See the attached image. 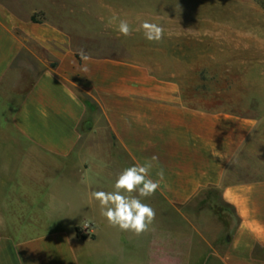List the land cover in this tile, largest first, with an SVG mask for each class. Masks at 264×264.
<instances>
[{"label":"crops","instance_id":"crops-1","mask_svg":"<svg viewBox=\"0 0 264 264\" xmlns=\"http://www.w3.org/2000/svg\"><path fill=\"white\" fill-rule=\"evenodd\" d=\"M184 19L183 0H0V264H264V118L215 109L183 78L199 68L181 58L199 55ZM144 20L161 41L135 31ZM87 97L108 142L82 143ZM153 155L155 220L140 235L111 227L91 193ZM209 191L234 213L230 229L185 207Z\"/></svg>","mask_w":264,"mask_h":264},{"label":"rangeland","instance_id":"rangeland-1","mask_svg":"<svg viewBox=\"0 0 264 264\" xmlns=\"http://www.w3.org/2000/svg\"><path fill=\"white\" fill-rule=\"evenodd\" d=\"M183 14L192 17V21L184 19L183 30L192 31L198 39L199 53L197 57H181L199 66L198 72L182 73L183 78L197 79L199 95L212 97L209 105L215 109L264 118V0H183ZM34 17L36 22L42 20L40 14ZM15 68L21 70V89L25 92L33 81L27 71L33 68L27 64ZM95 127L101 131L91 135ZM81 131L88 133L82 143L110 139L101 109L94 102L88 104ZM185 207L214 209L216 223L226 229L236 223L234 213L222 205L215 191Z\"/></svg>","mask_w":264,"mask_h":264},{"label":"clouds","instance_id":"clouds-1","mask_svg":"<svg viewBox=\"0 0 264 264\" xmlns=\"http://www.w3.org/2000/svg\"><path fill=\"white\" fill-rule=\"evenodd\" d=\"M116 25L119 35L129 37L134 29L126 19L113 14L108 25ZM135 31H142L143 36L149 42H159L165 34L164 27L156 22L144 20ZM82 61H89L90 56L82 49L79 51ZM82 71L87 72L84 66ZM152 161H158L153 155L150 161L144 164H133L124 168L115 179L112 191H93L92 198L99 202L101 215L106 218L111 227L121 231L140 235L149 230V226L156 217L155 209L144 200L155 195L164 179L161 169L157 172L158 179L151 178Z\"/></svg>","mask_w":264,"mask_h":264},{"label":"trees","instance_id":"trees-1","mask_svg":"<svg viewBox=\"0 0 264 264\" xmlns=\"http://www.w3.org/2000/svg\"><path fill=\"white\" fill-rule=\"evenodd\" d=\"M32 22H36V20H35V17H32ZM87 104H91L92 103V101L90 100V98H88L87 97ZM77 234H78V236L80 237V238H82V239H87V236L86 235H84L83 233H82V231H81V229H77Z\"/></svg>","mask_w":264,"mask_h":264},{"label":"built area","instance_id":"built-area-1","mask_svg":"<svg viewBox=\"0 0 264 264\" xmlns=\"http://www.w3.org/2000/svg\"><path fill=\"white\" fill-rule=\"evenodd\" d=\"M89 229H90V227H89V225L88 224H86L85 225V234H88V231H89ZM83 232V231H82ZM83 234H84V232H83Z\"/></svg>","mask_w":264,"mask_h":264}]
</instances>
